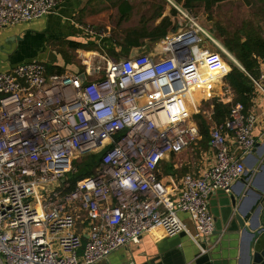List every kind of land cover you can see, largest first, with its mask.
Segmentation results:
<instances>
[{
    "label": "built area",
    "instance_id": "obj_1",
    "mask_svg": "<svg viewBox=\"0 0 264 264\" xmlns=\"http://www.w3.org/2000/svg\"><path fill=\"white\" fill-rule=\"evenodd\" d=\"M58 1L0 0V30L42 17ZM165 1L177 21L160 51L79 52L76 72L49 74L38 59L0 72V264H97L153 230L198 242L213 234L210 197L229 194L244 176L264 118L236 101L223 78L203 86L200 101L230 108L221 123L213 105L205 111L215 161L185 173L175 189L164 184L163 163L201 137L188 91L202 71L223 68L224 54L233 58L193 11ZM258 64V75L248 73L254 97L264 95V57ZM97 153L94 171L72 187L74 162Z\"/></svg>",
    "mask_w": 264,
    "mask_h": 264
},
{
    "label": "crops",
    "instance_id": "obj_2",
    "mask_svg": "<svg viewBox=\"0 0 264 264\" xmlns=\"http://www.w3.org/2000/svg\"><path fill=\"white\" fill-rule=\"evenodd\" d=\"M155 2L157 1L59 0L58 5L48 14L0 30V72L10 71L17 64L33 59L51 64L56 69L62 68V72L81 71L82 64L80 63V59L77 60L76 58L78 57L77 53L106 50L103 41L112 36L111 32L113 29L119 33L120 38H124L127 36V30L129 28L139 26L141 21H144L143 18H146L140 16L137 22L138 25L126 26L133 19L137 6L140 5L148 11H152ZM121 3H124L125 9H128L125 18L128 20H123L118 27L123 13ZM160 6H163L160 16H156L157 10L155 13L153 11L146 19L151 28L160 24L164 17H169L171 21L174 19L175 12L170 10L167 4ZM160 6L158 5L157 8ZM139 13L140 9L137 10L138 15H140ZM88 25L95 31H98V35H90L86 32L85 27ZM106 27L111 30H107ZM99 32L105 33L103 38L100 37ZM169 33L170 29L165 36ZM148 40H150L149 37H141V41L143 42L142 46L146 52L153 53V51L162 50L160 43L158 46L153 43L151 45ZM91 44L95 45L96 48ZM135 47L137 45L131 44L123 46L113 43L108 46V49L111 51H127V55H129ZM62 51L67 52L71 56L70 60L66 59ZM51 52H53V59L49 60ZM228 69V65L225 63L219 71H202L199 83L192 87V90H201L203 86H207L209 83L220 85ZM48 73L53 74L58 72L48 70ZM200 98L194 101L193 105L198 103ZM250 109L257 114L259 119L264 118V95L253 97ZM261 128L262 120L258 123V127L255 130L256 135L260 133ZM237 146L236 141L233 139L232 147L236 151L238 149ZM214 161L215 154L209 144L207 148H203L201 160L193 163L189 162L191 167L189 166L190 169L188 172L198 174L202 169L204 170L212 166ZM244 161L246 165L244 176L234 184L232 191L229 194L217 191L210 197V206L215 219V228L220 229L219 232L214 234V238L222 235H225L227 238L223 242V247L221 246L219 250L213 252L212 246L207 245L204 239L199 242L195 241L188 233L166 236L161 231L153 230L145 233L138 243L116 250L108 259L97 264H182V262L184 264H236L231 252H236L237 255L239 254L237 264H240L243 256V236H240L239 240L237 234V240L240 241L239 246L238 243L234 244L231 242V239H228L230 236H228V227L225 226V220L229 212L228 206L232 196L237 201L235 211H238L248 221L258 208L262 199H264L262 196H258V193L264 192V138H259L256 148L245 157ZM182 216L188 221L186 215ZM233 225L236 226V223L233 222ZM189 227L193 233L194 226L191 222L189 223ZM210 237L212 238V235L208 237V240ZM259 243L255 249H264V241L260 240Z\"/></svg>",
    "mask_w": 264,
    "mask_h": 264
},
{
    "label": "trees",
    "instance_id": "obj_3",
    "mask_svg": "<svg viewBox=\"0 0 264 264\" xmlns=\"http://www.w3.org/2000/svg\"><path fill=\"white\" fill-rule=\"evenodd\" d=\"M183 2L185 6L189 8H194L196 5L201 4L207 13H212L216 5L220 2L227 0H179ZM247 5H251V0H243ZM263 5V15H264V0H260ZM122 15L118 23V27L121 22L125 19L127 15V10L125 9V4L121 3ZM163 6L158 8L156 16L162 14ZM155 17V16H154ZM259 17L258 21L248 20L245 21L241 28L230 31L225 27H222L219 23H215L214 30L216 34L222 37L225 47L236 57V59L243 65L246 72L239 66L233 64L232 70L227 74L226 80L231 86V89L236 94V101L241 102L246 110H249L252 106V101L254 97V85L249 77L248 73L253 75H258L259 64L258 57H264V17L257 15ZM173 28V23L169 17H164L160 24L150 27L148 21H141L140 25L134 28H129L127 30V36L120 38L119 33L115 29L112 30V36L103 41L106 51L114 58L120 55L127 56V51H111L108 49L110 44L116 43L117 45H137L141 46V37H149L151 41L156 42L161 37L165 36L169 29ZM117 36L119 38H117ZM133 36V37H132ZM136 36V37H135ZM103 40V39H102ZM93 45V44H91ZM96 48L95 45H93ZM63 55L66 56L67 60H70L71 56L65 51H62ZM49 71H56L58 73L62 72V68H57L51 64H46ZM225 69V68H224ZM191 96L190 103L193 104L201 96L200 90L188 91ZM214 106V116L213 120L216 123H221L227 117L230 108L228 105H223L218 103L216 100H212ZM210 104V103H208ZM194 120L199 125L201 141H203V148H207L210 142V123L206 119L205 115L202 113L195 114L193 116ZM100 160V154H90L84 156L74 162L76 171L70 173V181L72 187L76 184L77 180L88 176L91 174L95 167L98 165ZM164 182L168 183L171 180V174H173V165L169 164L166 168ZM84 240L86 238L84 237Z\"/></svg>",
    "mask_w": 264,
    "mask_h": 264
},
{
    "label": "rangeland",
    "instance_id": "obj_4",
    "mask_svg": "<svg viewBox=\"0 0 264 264\" xmlns=\"http://www.w3.org/2000/svg\"><path fill=\"white\" fill-rule=\"evenodd\" d=\"M156 1L157 2H155L152 11L151 10L148 11L144 7L140 6L139 5L140 3L137 4L139 6H137V8H136V13L134 14L133 19L129 23H127L126 26L138 25L137 22H138L140 16L146 17V18H143L145 21L147 19V17H149L153 11H154L153 13H155L158 10V8H157L158 5L160 6L163 4L164 5L167 4V3H165L166 2L165 0H156ZM251 2H252L251 5H247L243 0L223 1V2H220L219 4L216 5V7L212 11V13H207L204 9V6L201 4L196 5L192 9L187 7V6L186 7H187V9L193 11L196 18L207 29H209L212 32V34L218 39V41L225 47L222 37L217 35L216 31L213 29L215 26V23H219L222 27H225L226 29H228L230 31H234V30L241 28L245 21H248V20L258 21L259 17H257V15H259L263 18L264 17L263 5L260 2V0H251ZM181 3H183V2H181ZM139 9H140V13H139L140 15L137 14V10H139ZM170 10H172V9L170 8ZM175 16H176V14H174V18H175ZM176 21H177L176 19H172L173 26H174V23ZM111 28H113V27H111ZM107 30L110 31L111 29L107 28ZM171 30H172V28L170 29V31ZM165 37L159 41H156V42H153L151 40H148V42L150 44L153 43L154 45L158 46L159 43L161 45V43L164 42ZM117 38H119V37L117 36ZM228 52L231 54V56L237 62L233 58H231L229 55L224 54L225 61L227 62V65L229 68L228 71L226 72V74L223 76V81H225L226 84H228V82L226 80L227 74L232 70L233 64L239 66L241 69H243L246 72L245 68L236 59V57L229 50H228ZM77 54H78L77 56H79V53H77ZM76 58H77V60L79 59V57H76ZM251 75H253V74H251ZM201 90L204 94L205 88H201ZM202 97H203V95L201 96L200 100L202 99ZM200 100L198 103H196L194 105L193 104L190 105V110H191L193 116L195 114H198V113H202L205 115V111L208 109L210 104H213V102L210 100H208V101H206V100L200 101ZM208 103H210V104H208ZM206 119L210 123V127H211L212 122L207 117H206ZM202 155H203V141H201V137H200V139L197 141L196 144H194L191 147H189L188 149L184 150L182 153L174 155L173 156L174 159L170 158L163 163L162 169H161L162 173L160 175L161 180L164 182V178L166 177L165 173L167 171L166 168L169 167V164L173 165V174L170 175L171 180L168 183H164V184L167 185L169 188H173V189L177 188L179 179L185 173L188 172V170L190 169L189 166L191 167L189 162H191V163L198 162V160H201Z\"/></svg>",
    "mask_w": 264,
    "mask_h": 264
},
{
    "label": "water",
    "instance_id": "obj_5",
    "mask_svg": "<svg viewBox=\"0 0 264 264\" xmlns=\"http://www.w3.org/2000/svg\"><path fill=\"white\" fill-rule=\"evenodd\" d=\"M145 52H146L145 48L141 45L135 47L130 52L129 56L132 57ZM52 59H53V52H51L49 56V60ZM80 78L82 79V81H85L86 79L85 73L82 72L80 74ZM258 196L259 197L262 196L264 198V192L258 193ZM236 207H237V201L235 197L232 196L231 202L228 206L229 212L227 213L225 226L228 227L227 230L228 236H230V238L228 239H231V242H233L234 244L238 243L239 246L240 236H243L244 239V245L242 249L243 256L241 258L240 264H264V249L261 250L255 249V247L258 245L260 240L264 241V199H262L261 203L259 204L258 208L255 210L254 214L252 215L249 221L246 218H244L240 213H238V211H235ZM233 222L236 223V226L233 225ZM219 231L220 229L215 228L212 234V238L210 237V239L206 241L207 245L212 246L213 252L219 250L221 246L223 247V242L224 240L227 239L225 235L214 238V234H216ZM237 234L239 240H237ZM231 254H232V258H235L233 260H235L237 264L239 254L237 255L236 252L235 253L231 252ZM182 264H184V262H182Z\"/></svg>",
    "mask_w": 264,
    "mask_h": 264
},
{
    "label": "bare ground",
    "instance_id": "obj_6",
    "mask_svg": "<svg viewBox=\"0 0 264 264\" xmlns=\"http://www.w3.org/2000/svg\"><path fill=\"white\" fill-rule=\"evenodd\" d=\"M187 99L190 101L191 100V96L187 93Z\"/></svg>",
    "mask_w": 264,
    "mask_h": 264
}]
</instances>
